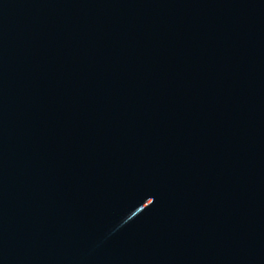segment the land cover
<instances>
[{"label": "water", "instance_id": "1", "mask_svg": "<svg viewBox=\"0 0 264 264\" xmlns=\"http://www.w3.org/2000/svg\"><path fill=\"white\" fill-rule=\"evenodd\" d=\"M0 264H264V0H0Z\"/></svg>", "mask_w": 264, "mask_h": 264}]
</instances>
